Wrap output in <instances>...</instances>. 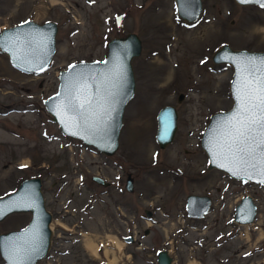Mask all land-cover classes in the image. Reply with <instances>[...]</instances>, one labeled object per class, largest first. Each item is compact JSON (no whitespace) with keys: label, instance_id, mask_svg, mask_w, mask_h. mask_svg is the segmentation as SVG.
<instances>
[{"label":"rangeland","instance_id":"374dc122","mask_svg":"<svg viewBox=\"0 0 264 264\" xmlns=\"http://www.w3.org/2000/svg\"><path fill=\"white\" fill-rule=\"evenodd\" d=\"M200 2L189 23L177 16L173 0H0V29L25 20L57 27L54 52L39 73L17 70L0 52V197L24 178L40 179L51 236L35 264H106L101 254L109 236L121 242L116 264H157L159 250L170 264H264V184L207 169L199 145L209 116L232 103L231 67L212 63L211 54L222 44L264 52V9L234 0ZM129 32L141 45L131 59L134 90L117 149L105 156L63 135L42 101L56 91L59 70L102 59L107 42ZM165 105L175 108L176 129L159 148L155 116ZM187 194L209 196L202 218L187 216ZM244 195L256 212L252 222L239 224L233 209ZM28 219V213L10 214L0 233ZM128 235L133 241L126 243ZM85 243L96 245V259Z\"/></svg>","mask_w":264,"mask_h":264},{"label":"water","instance_id":"95a60500","mask_svg":"<svg viewBox=\"0 0 264 264\" xmlns=\"http://www.w3.org/2000/svg\"><path fill=\"white\" fill-rule=\"evenodd\" d=\"M238 5H255L264 9L261 0H234ZM177 16L189 23L194 22L201 10L200 0H173ZM27 22V23H25ZM56 24L52 21L36 23L25 20L18 24L0 29V40L15 43L5 44L0 47L10 64L24 73H39L44 70L54 52ZM31 42H28V36ZM140 40L134 33H126L124 36L111 38L106 45V54L100 60L77 61L69 64L65 69L57 73L56 91L46 97L43 101L45 111L50 119L57 125L60 132L70 138L80 141L82 144L93 147L99 153L110 156L118 146V134L121 126V116L127 101L132 97L134 80L131 68V59L139 55ZM245 58L255 59L257 62L264 58V52L246 49H232L227 44L220 45L211 54L214 64H228L231 67V78L228 83V91L231 98V106L223 111H217L209 116V119L201 132L199 145L206 157V168L216 169L223 172L231 179L244 180L252 183L264 184V176L257 168L249 174H234V169L226 161L213 154V139L218 137L221 125L234 114L236 109V98L234 96V84L238 81V67L240 61ZM118 74V77H117ZM100 93H97V88ZM108 96V102L103 104L106 109L104 119V131L98 135H91L78 127L70 126L68 120L75 118L80 122L79 116L65 109L58 110V105L66 104L68 98L91 96L100 99ZM178 95V101L181 98ZM98 110L96 105L90 111ZM156 129L154 140L159 148L169 144L176 129V111L170 105L158 109L156 116ZM165 128L167 131H165ZM224 166H221V165ZM90 179L102 187L108 186L97 175ZM132 177L129 173L125 175L124 189L132 190ZM31 206H28V205ZM211 200L207 195L187 194L184 199V209L188 217L200 219L210 209ZM256 212L255 204L248 195H244L234 206L232 220L239 224H247L253 221ZM0 221L6 216L15 213H28L27 223L19 229L7 230L0 233V258L3 264H13L12 257L7 250L9 242L22 243L35 229L39 230L40 242L38 252L31 255L25 264H35L47 253L51 232L49 229L50 214L45 209L40 192V179L28 177L22 179L15 190L0 197ZM145 210V215H149ZM147 230L144 231L146 233ZM124 242L133 241L128 235L123 237ZM171 258L165 250L156 253L157 264H170Z\"/></svg>","mask_w":264,"mask_h":264},{"label":"snow or ice","instance_id":"6c2138e0","mask_svg":"<svg viewBox=\"0 0 264 264\" xmlns=\"http://www.w3.org/2000/svg\"><path fill=\"white\" fill-rule=\"evenodd\" d=\"M261 3L264 4V0H261ZM28 42H31L30 35ZM8 43L14 44L15 41L0 40V47ZM237 76L238 81L234 84L236 109L221 125L218 137L213 139V154L230 164L234 174H249L258 168L264 176V58L258 62L249 58L240 61ZM100 91L98 87L97 93ZM110 95L111 93H108L100 99H93L91 96L82 99L70 97L66 104L58 105V110L63 112L67 109L79 116V123L74 117L68 120L70 126L78 127L91 135H98L104 131L102 117L106 114V109L103 104L108 102ZM93 105H96L98 110L90 111ZM39 242L38 229L22 243L9 242L7 250L13 264H25L32 254L38 252Z\"/></svg>","mask_w":264,"mask_h":264},{"label":"bare ground","instance_id":"6f19581e","mask_svg":"<svg viewBox=\"0 0 264 264\" xmlns=\"http://www.w3.org/2000/svg\"><path fill=\"white\" fill-rule=\"evenodd\" d=\"M107 244L102 251L103 258L106 260V264H116L118 253L120 252L121 242L116 237L109 236L106 238ZM87 253L94 259L98 257L96 245L93 243H85L84 245ZM108 247V249L106 248ZM120 254V253H119Z\"/></svg>","mask_w":264,"mask_h":264}]
</instances>
